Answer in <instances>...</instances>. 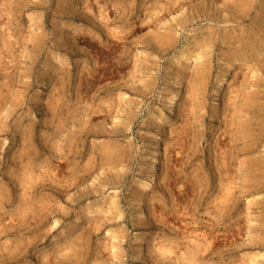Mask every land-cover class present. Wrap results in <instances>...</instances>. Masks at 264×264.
<instances>
[{
  "label": "rangeland",
  "instance_id": "374dc122",
  "mask_svg": "<svg viewBox=\"0 0 264 264\" xmlns=\"http://www.w3.org/2000/svg\"><path fill=\"white\" fill-rule=\"evenodd\" d=\"M0 264H264V0H0Z\"/></svg>",
  "mask_w": 264,
  "mask_h": 264
},
{
  "label": "bare ground",
  "instance_id": "6f19581e",
  "mask_svg": "<svg viewBox=\"0 0 264 264\" xmlns=\"http://www.w3.org/2000/svg\"><path fill=\"white\" fill-rule=\"evenodd\" d=\"M188 55V54H187ZM187 57V56H186ZM235 77V72L233 73L232 79L230 82H232L233 78ZM182 78L180 76H177L172 83L171 91L169 93L165 92L164 97V107L170 112L174 113L176 109V104L182 94ZM162 157V153L160 150V147L158 145V141L154 143V145L151 147V151L149 153V167L151 170H155V168L160 164ZM155 181V175L149 174L147 177L146 182L144 183L145 189H149L152 184Z\"/></svg>",
  "mask_w": 264,
  "mask_h": 264
}]
</instances>
